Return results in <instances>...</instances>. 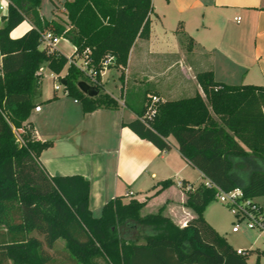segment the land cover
<instances>
[{"label": "trees", "instance_id": "obj_1", "mask_svg": "<svg viewBox=\"0 0 264 264\" xmlns=\"http://www.w3.org/2000/svg\"><path fill=\"white\" fill-rule=\"evenodd\" d=\"M8 1L0 26V264H252L254 253L253 264H264V250L238 253L207 222L204 211L216 200L217 188L204 182L187 191L186 205L196 216L179 227L163 214L164 207L142 217L149 197L128 203L114 198L95 217L90 181L82 175L51 176L41 163L52 142L38 138L30 117L42 94V67L58 75L67 69L64 94L80 100L85 113L107 107L80 90L82 72L57 47L44 45V33L70 40L76 48L72 57L91 50L98 70L114 56L111 67L120 69L124 83L136 39L150 36L153 0H67L68 24L45 19L41 0ZM26 20L32 28L12 38ZM196 77L206 99L196 93L162 100L147 90L138 117L123 124L161 150H170L174 137L189 163L223 190L264 196V85H228L216 81L212 70ZM171 185L165 180L159 191ZM59 239L65 244L58 245Z\"/></svg>", "mask_w": 264, "mask_h": 264}, {"label": "crops", "instance_id": "obj_2", "mask_svg": "<svg viewBox=\"0 0 264 264\" xmlns=\"http://www.w3.org/2000/svg\"><path fill=\"white\" fill-rule=\"evenodd\" d=\"M153 6L150 36L136 39L124 83L120 69L111 76L113 80L103 78L105 88L114 84L126 101L85 113L80 100L54 87L50 95L44 92L42 81L41 109L34 108L30 120L38 138L52 142L40 155L47 172L51 176L82 175L90 181V209L95 217L114 198L128 203L132 198L149 197L142 212L155 214L164 207L163 214L183 227L196 216L186 205V187L197 188L205 179L203 173L180 153L174 137L170 138L171 149L161 150L123 123L138 117L147 90L156 91L162 100L196 93L206 99L198 72L212 70L216 81L228 85H264V0H153ZM54 8L52 19L42 8L40 12L47 20H58ZM31 28L26 20L11 37L19 38ZM69 42H59L57 47L67 56L75 51ZM140 90L142 101L136 104L133 93ZM168 179L173 185L159 191L161 182ZM206 210L207 222L228 239L220 225L208 219Z\"/></svg>", "mask_w": 264, "mask_h": 264}, {"label": "rangeland", "instance_id": "obj_3", "mask_svg": "<svg viewBox=\"0 0 264 264\" xmlns=\"http://www.w3.org/2000/svg\"><path fill=\"white\" fill-rule=\"evenodd\" d=\"M67 0H41V8H42V12L43 14L48 18V19H52L53 18V8L55 11V14L57 15V19L61 22L64 23H69L68 22V17H67V10L65 8V2ZM0 22H1V18H0ZM0 25H4V22L0 23ZM69 42L66 38H61L60 42ZM69 46L72 47L71 43L69 42ZM56 47H58V45H56ZM44 72H45V76L43 78V88H44V92L48 93L49 95L51 93H53V87L54 85H57L58 82L53 80L52 77H50L52 74L50 72V70H48V68L46 66H44ZM67 69L65 68L62 73L66 75ZM118 69H113L111 68L107 75L104 77L106 80L111 78V80H113V78L111 77L113 74H115V76L118 73ZM115 83L118 84V81H115ZM110 84V83H109ZM143 87V86H142ZM136 89V88H135ZM145 89V88H144ZM111 90L116 94H118V98H115V96L113 95V93L111 92ZM137 91V89L135 90ZM143 91V90H142ZM142 91L140 90V93L137 92V94L133 93V99L134 102L137 104L140 101H142ZM59 92L63 93V90L60 89ZM119 88L115 87V85H111L108 89L105 88V83L102 84V89L99 91V95L96 96L98 97L100 100H102L104 102V106L107 107H118V105H120L122 102L127 100L126 95H121L119 96ZM131 90H130V96L131 97ZM172 138V137H171ZM197 174V173H194ZM200 180H197V182H199ZM196 182V183H197ZM256 203L261 206V209L264 211V196L257 198L256 199ZM153 213H147V211L142 212L141 211V215L142 217H146L149 216ZM206 215L208 217V219L210 221H213L215 223H218L220 225V227L222 228V231L226 233L230 244L235 248H242V249H250V248H254L257 249L259 248L260 250H264V231L257 229V228H248L247 225L245 223H241V228L239 229V232H234L233 228L236 225L237 221V217L236 215L233 213L232 209L226 205L221 203L218 200L213 201L206 210ZM116 230L117 233H122V229H121V225L119 223V225L117 224L116 226ZM137 240L139 242H143V239L140 237H137ZM58 245H64L65 241L63 239H59L58 240ZM258 260V254L254 253L253 255H251L249 257V262L250 263H255ZM260 261L263 262L264 261V256L261 255L260 257ZM15 264V263H12Z\"/></svg>", "mask_w": 264, "mask_h": 264}, {"label": "built area", "instance_id": "obj_4", "mask_svg": "<svg viewBox=\"0 0 264 264\" xmlns=\"http://www.w3.org/2000/svg\"><path fill=\"white\" fill-rule=\"evenodd\" d=\"M9 1L7 8L0 5L3 14L8 12ZM238 20L241 18L238 17ZM62 37L55 36L52 32L47 31L43 35V42L46 46L56 47L60 42ZM76 50V48H75ZM91 50L87 49L82 53H77L73 57H70V63L74 64L83 74L82 80H85L89 84L97 87L103 84V78L107 75L108 71L112 68L111 66L115 64V58L112 55H108L106 59L102 61V69L98 70L93 64V60L90 56ZM2 65V56H0V67ZM44 67H42V70ZM114 68V67H113ZM55 81L58 82L54 85V89L59 92L60 89L64 93V80L65 75H58L52 72L51 76ZM153 102L159 101L157 96H152ZM41 106H36V110H40ZM151 112H154L152 110ZM20 140V139H19ZM206 186L217 188L216 200L223 204L228 205L233 213L237 217V223L233 228V231H238L241 228V223H245L248 228H257L264 231V211L261 209L256 202L255 198H245L242 188H236L232 191H225L211 180L205 178L204 181ZM187 190H192L191 186L186 187ZM187 222L183 225L185 226ZM238 253H244L243 249H238Z\"/></svg>", "mask_w": 264, "mask_h": 264}, {"label": "water", "instance_id": "obj_5", "mask_svg": "<svg viewBox=\"0 0 264 264\" xmlns=\"http://www.w3.org/2000/svg\"><path fill=\"white\" fill-rule=\"evenodd\" d=\"M4 14L1 11L0 8V17H2ZM62 83L65 85L66 84V80H62ZM78 87L80 88V90L82 92H84L85 94H87L90 97H95L99 94V89L91 84H89L88 82H86L85 80H81L78 82Z\"/></svg>", "mask_w": 264, "mask_h": 264}, {"label": "clouds", "instance_id": "obj_6", "mask_svg": "<svg viewBox=\"0 0 264 264\" xmlns=\"http://www.w3.org/2000/svg\"><path fill=\"white\" fill-rule=\"evenodd\" d=\"M8 0H0V5H3L5 8H7Z\"/></svg>", "mask_w": 264, "mask_h": 264}]
</instances>
